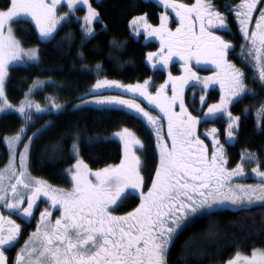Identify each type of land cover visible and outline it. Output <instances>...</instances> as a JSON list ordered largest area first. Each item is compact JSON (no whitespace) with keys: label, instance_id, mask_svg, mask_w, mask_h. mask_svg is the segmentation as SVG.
Masks as SVG:
<instances>
[{"label":"snow or ice","instance_id":"obj_1","mask_svg":"<svg viewBox=\"0 0 264 264\" xmlns=\"http://www.w3.org/2000/svg\"><path fill=\"white\" fill-rule=\"evenodd\" d=\"M161 2L165 9L175 12V18H170L166 10L160 13L158 25L150 24L147 14L134 16L130 24L134 33L141 34L142 28L148 37L159 38L160 47L147 53V60L154 69L158 66L166 69L175 56L179 57L181 74L174 76L168 71L167 79L156 86L154 92L150 90L153 86L151 77L143 82L123 84L101 76L87 92L76 97L78 103L72 106L73 111L88 105L102 108L112 104L126 106L151 127L155 132L159 163L146 192L143 190L142 159L138 154V150H143L144 142L128 127L112 134L123 144L120 162L95 171L81 157L82 147L111 137L82 136L79 127L60 135L59 142L52 146V155L56 160L66 155L74 159V163L64 170L70 176V187H55L28 173L30 148L55 123L47 121L32 135H27L35 123L33 110L37 114H59L66 102H58L55 96L46 97L44 105L34 101L31 98L34 90L46 83L37 78L18 106L10 103L5 90L9 67L40 60L37 47L25 48L22 45L15 35L13 23L21 18H30L35 22L41 40L47 42L55 39L59 28L73 23L75 17L77 22L82 19L80 31L85 39H90L97 34L93 24L100 19V13L90 0H8L7 6L0 8V112L16 110L23 120L17 132L4 138L10 159L9 164L0 170V208L31 217L41 195L50 201L49 206L40 212L35 231L24 241L14 259L7 252L18 242L21 225L11 215L6 217L0 211V264H169V254L180 235L200 218L212 216L224 208L244 211L264 207V183H232L233 177L244 174L245 157L246 162L256 163L252 172L264 180L257 154L246 150L242 153V162L233 169H227L224 145L216 135L218 130L213 127L208 133L213 138L210 156L208 146L196 132L202 119L224 114L228 120L227 137L232 140L242 116L233 115L229 106L246 95H259L246 82L245 69L228 59L233 49L232 41L212 30L216 26L226 30L228 17L217 9L213 0H195L193 4L181 0ZM259 3H264V0H259ZM62 6H66L68 11L60 12L58 9ZM80 6L87 8L82 18L75 16ZM231 8L235 10L245 38V44L241 45L244 62L255 69L252 82L264 89V7H258V0H240ZM254 11H259L260 15L254 17ZM170 19L175 23L174 28L170 27ZM253 19L255 28L250 29ZM67 39H74L73 34L69 33ZM80 55L82 57L83 53ZM193 61L195 65L202 61L210 62L216 71L201 76ZM95 67L99 75L102 65L97 63ZM215 83L220 88L219 101L207 104L203 117L193 115L185 104V88L199 85L203 91ZM113 86L138 93L158 108L162 116L154 115L136 99H128L125 95L98 94V90ZM200 102L206 103L204 95L200 96ZM252 108L255 109L257 127L264 129V100L258 107L254 103ZM249 111L248 107L244 109L245 114ZM162 117L167 120L166 136L171 138L170 142L163 134ZM69 137L71 146L65 149L63 142ZM19 143H23V150L19 153L17 170L16 146ZM19 186L28 193L27 197ZM137 191L139 204L129 212L116 214V209ZM25 199L27 206H23ZM53 208L61 213L54 221L51 219ZM213 228L214 224L209 226L203 244L214 247L187 244L182 249L181 258L190 260L191 264H202L205 258L210 257H221L218 264H264V243L245 249L236 243V237L231 241H220ZM230 244L234 251L224 260L223 250Z\"/></svg>","mask_w":264,"mask_h":264},{"label":"trees","instance_id":"obj_2","mask_svg":"<svg viewBox=\"0 0 264 264\" xmlns=\"http://www.w3.org/2000/svg\"><path fill=\"white\" fill-rule=\"evenodd\" d=\"M185 1L189 4L194 0ZM90 2L100 13V19L93 25L97 34L90 39L84 38L80 31L81 21L77 22L75 17L73 23L59 28L55 39L47 42L39 41L29 21L18 20L13 23L15 35L23 46L38 47L40 60L9 68L5 85L9 101L19 104L33 81L38 78L46 83L34 90L32 95L34 101L44 105L47 103L46 97L55 96L58 102H66L59 114H37L33 110L35 123L29 128L27 135H32L47 121L55 123L52 129L36 140L30 148L28 171L31 176L43 179L52 186L69 187L70 177L64 170L69 164L74 163V159L66 155L63 159L56 160L52 155V146L59 142L60 135L79 127L82 136L109 137L119 129L128 127L144 142V148L139 155L142 159V175L145 178L143 190L146 191L151 185L159 160L152 130L140 118L122 109L85 106L79 111H73L72 106L78 103L76 97L87 92L101 76L124 83L142 82L151 77L152 85L156 87L166 79L167 70L173 74L178 73L177 63L174 62H170L166 69L159 66L156 69L151 67L147 53L155 50L157 44L154 41L144 43L142 37L136 39L130 32L129 22L134 16L147 14L150 22L156 24L162 9L148 0H90ZM239 2L240 0H213L217 9L228 17V29L219 32L225 39L232 41L233 49L229 52L228 59L245 69L248 77L246 82L259 93L257 96L246 95L238 103L230 106L234 115L242 116L233 144L226 145L224 149L226 165L230 169L236 167L246 150L255 152L261 166H264V129L257 127L255 109L252 108L254 103L258 107L259 102L264 100V89L260 88L258 83L252 82L255 69L244 62V56L241 54V45L245 44V39L239 34L231 8ZM7 4L8 0H0V8L6 7ZM261 4L258 3L260 6ZM83 13L82 8L76 11L77 16ZM171 24L175 25L172 21ZM69 33L73 34L74 39H67ZM113 40L116 41L115 44L112 43ZM97 63H100L103 69L99 75L95 67ZM218 98V89H212L208 94V100L215 101ZM246 107L250 109L247 114L244 113ZM22 123V117L12 111L0 117V168L8 163L9 157L4 138L17 132ZM23 139L25 141L26 136ZM203 139L207 145V138ZM70 146L71 137L63 142L65 149ZM80 155L91 169L96 170L108 164H118L122 158V150L120 143L110 138L82 147ZM237 179H234L233 184H237ZM138 201L139 198L132 195L116 209L117 214L131 211L138 205ZM212 224H214L212 230L219 234L220 241H231L236 237V243L245 249L264 243V207L257 206L244 211L221 209L212 216L200 218L180 235L169 254V264H191L190 260L181 258L182 249L187 244L194 247H214L203 244L204 235ZM233 251L234 248L230 244L223 250L222 258L226 260ZM220 258H205L202 264H218Z\"/></svg>","mask_w":264,"mask_h":264},{"label":"rangeland","instance_id":"obj_3","mask_svg":"<svg viewBox=\"0 0 264 264\" xmlns=\"http://www.w3.org/2000/svg\"><path fill=\"white\" fill-rule=\"evenodd\" d=\"M99 1V0H98ZM148 1H152L154 2L158 7H160L162 9V12L164 11H168L169 13V16L170 18H175V12L171 9H165V7L163 6L161 0H148ZM181 2L183 3H187L185 0H181ZM193 3H195V0L193 1ZM193 3H189V4H193ZM258 3H259V0H258ZM238 4V3H237ZM258 7H264V3L260 5H258ZM79 8H82L84 9V13L83 15L81 16H78V17H83L84 14L86 13L87 11V8L85 6H80ZM60 12H64V11H68L67 7L66 6H62V7H59L58 9ZM160 13H159V19H158V22L156 24H153L150 22V20L148 19V22L152 25H158L160 23ZM233 13L235 15V20L237 22V27H238V31H239V34L240 36L244 38L243 36V33L241 32L240 30V25H239V21L238 19H236V13H235V10H233ZM260 15L259 11H254L253 12V16L254 17H258ZM75 16H77V14L75 13ZM140 16V15H138ZM148 18V16H147ZM20 20H26V21H29L34 29H35V32L37 34V37L39 39V41L41 42H44L41 40L40 36H39V31L38 29L35 27V22L34 21H31L30 18H21ZM132 20V19H131ZM130 20V21H131ZM255 20V19H253ZM251 21V23L249 24V28L250 29H253L255 28V22L254 21ZM81 23H82V19L80 20ZM15 22V21H14ZM96 22V21H95ZM94 22V23H95ZM94 25V24H93ZM170 27L174 28V26H172L171 24V19H170ZM197 27H198V24H197ZM129 28H130V32H131V35L136 38V39H140L142 37V41L144 43L148 42V41H154L156 44H157V48L151 52H155L159 47H160V44H159V38L158 37H148L146 35V33H144V30L141 28L140 30V33L141 34H137V33H134L132 31V26L129 22ZM228 29V28H227ZM226 29V30H227ZM212 30H215L217 31V34L220 35L219 32H222L224 30H220L218 26L214 27ZM23 45V44H22ZM25 47V46H24ZM25 48H30V47H25ZM38 48V47H37ZM170 62H174V63H177L176 67L178 68V73L176 74H173L174 76L175 75H180L181 72H182V69H181V64L179 62V57H173L172 61ZM35 63V62H33ZM30 64V63H28ZM151 64V62H150ZM193 64L195 65V61H193ZM152 65V64H151ZM13 66H23V64L21 65H13ZM13 66H10L9 68L13 67ZM196 66V70L200 73L201 76H207L209 75L211 72H214L216 71V68L214 65H212L210 62H201L199 65H195ZM152 67V66H151ZM168 71L170 70H167V73H166V79H167V76H168ZM9 72V71H8ZM7 79V77H6ZM121 82V81H120ZM143 82V81H142ZM95 83V82H94ZM123 84H135V83H124V82H121ZM91 88V87H90ZM89 88V89H90ZM212 89H218V94H219V98L215 101H209L208 100V94L210 93V91ZM151 91H155V87H151L150 88ZM98 94L100 95H125L126 98L128 99H136L140 104H142L145 108H147L149 111H151L154 115H159V116H162V113H160L159 109L156 108L154 105H151L149 104V102L139 96L138 93H130V92H126L124 89H120V88H117L115 86H113L111 89H108V88H105V89H101V90H98ZM170 94V93H169ZM201 95H204L205 96V100H206V103L205 104H201L200 102V96ZM184 96H185V104L188 108L189 111L192 112L193 115H198V116H201L203 117L204 116V112L206 111L207 109V104H212V103H216L217 101H219L220 99V88H219V84L218 83H215L214 85H211L209 88L205 89V90H201L200 86L197 85L195 88H192V87H186L185 88V92H184ZM32 98V97H31ZM11 103V102H10ZM13 104V103H12ZM14 105H19V104H14ZM231 106V105H230ZM229 106V108H230ZM88 107H94V108H102L100 106H96V105H88ZM103 108H118V109H122L128 113H131L135 116L138 117V115L134 112V110H131V109H128L126 106H122V105H118V104H112V105H108L106 107H103ZM177 111H179V108L177 107L176 109ZM15 112L17 113L18 115H20L18 113V111L16 110H6L4 112H0V117L7 113V112ZM234 115V114H233ZM139 118V117H138ZM142 121L143 119L140 118ZM144 122V121H143ZM162 122H163V134L165 135V137L169 140L170 142V137H167L166 136V133H167V120L166 118H163L162 117ZM145 123V122H144ZM227 123H228V120H227V117L226 115L224 114H219L216 118H208V119H202L201 122L197 125V129H196V132H197V135L200 136V138L202 140H204L203 138H207V146H208V154L209 156L211 155V152L213 151V138L212 136H210L208 133L211 131V129L213 127H215L218 132L216 133V135H218L219 137V141L221 144L224 145V148H223V151L225 149V146L226 145H231L233 144L236 136L232 139V140H229V138L227 137V132H226V128H227ZM151 129L150 126H147ZM152 130V129H151ZM117 132V131H116ZM153 132V135L155 137V132L152 130ZM115 133V132H114ZM237 133V131H236ZM113 134V133H112ZM112 134L109 136L115 140H117L120 145H121V150H122V156H123V144L122 142L119 140L118 137H113ZM138 136V135H137ZM210 136V137H209ZM155 141H156V137H155ZM26 142V140H25ZM4 143L6 145V148L8 150V163L5 164L8 165L9 164V159H10V152H9V148H8V145L4 139ZM204 143H205V140H204ZM157 148V147H156ZM138 149H139V146H138ZM23 150V143H19L17 144L16 146V161H15V166L17 168V170H19V153L20 151ZM142 150H138V154L141 152ZM157 152H158V157H159V151H158V148H157ZM246 161H247V158H246ZM242 162V159L239 163ZM158 163H159V160H158ZM245 172L243 175H241L240 177H244V178H235L233 177L232 179V183L234 181V179H237V183H240V184H259V183H264V180H261V178L259 176H257L255 173L252 172V168L256 167V163L255 162H245ZM5 166H3L2 168H0V170H3L5 168ZM225 167L227 169H230L228 168V166L226 165V162H225ZM27 171H28V164H27ZM95 171V170H93ZM261 171H264V166H261ZM29 173V171H28ZM70 177V176H69ZM13 183L15 182L14 180L12 181ZM71 186V185H70ZM69 186V187H70ZM151 186V185H150ZM149 186V187H150ZM20 187V190L22 192V194L25 195V197H27L28 193L23 190L22 186H19ZM57 187V186H55ZM62 188H67V187H62ZM147 191V190H146ZM145 191V192H146ZM133 195L137 196L139 198V194H138V191L136 193H133ZM9 196H11V193L9 192ZM140 200L138 201V204H139ZM49 203L50 201L48 200V197H45L43 195H41L38 199H37V202H36V205L34 206L33 208V215L31 217H24V216H21L20 213L18 212H13V211H9L7 209H3V208H0V211H3L4 215L7 217L9 215L12 216V219L16 220V222L18 224L21 225V229H22V232H21V235L20 237H18V242L14 244V246H11L9 251L7 252V255L14 259L15 258V255H16V252L24 245V241L26 239H28L29 235L35 231L36 227H37V223L39 221V218H40V212L45 208V207H48L49 206ZM0 204H2V202H0ZM23 206H27L26 205V199H25V203ZM224 209H228V208H224ZM52 217L51 219L54 221L55 218L59 215H61V213L59 211H57L55 208H53L52 210ZM117 214V212H116ZM120 215V214H118ZM122 215V214H121ZM21 221H23L25 223V225H23L24 223H22ZM5 227H7V225H5Z\"/></svg>","mask_w":264,"mask_h":264}]
</instances>
